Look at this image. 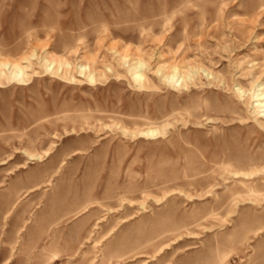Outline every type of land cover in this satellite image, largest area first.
<instances>
[{
    "label": "rangeland",
    "instance_id": "rangeland-1",
    "mask_svg": "<svg viewBox=\"0 0 264 264\" xmlns=\"http://www.w3.org/2000/svg\"><path fill=\"white\" fill-rule=\"evenodd\" d=\"M0 264H264V0H0Z\"/></svg>",
    "mask_w": 264,
    "mask_h": 264
}]
</instances>
